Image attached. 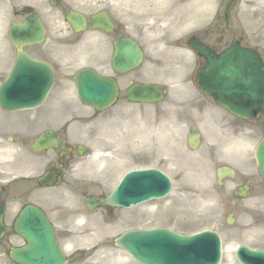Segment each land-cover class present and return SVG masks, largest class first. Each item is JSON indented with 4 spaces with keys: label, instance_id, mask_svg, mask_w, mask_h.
<instances>
[{
    "label": "rangeland",
    "instance_id": "rangeland-1",
    "mask_svg": "<svg viewBox=\"0 0 264 264\" xmlns=\"http://www.w3.org/2000/svg\"><path fill=\"white\" fill-rule=\"evenodd\" d=\"M204 1L213 0H95L98 8L104 7L110 11L114 20L122 26L124 34L135 38L142 45L146 53L142 70L119 78L122 87L121 101L94 122H91L94 119L93 112L80 107L72 93L65 91L51 93L44 106L37 110L39 117L46 121L45 125H57L68 114L78 112L79 121L72 126V132L88 147L96 142V139L91 140L89 131L105 140H114V144L109 145V156L115 161V165L108 166L111 177L104 184L106 189L117 185L123 176L125 165L139 164L159 169L173 182L172 192L166 199L124 211L121 216L125 221L118 225L100 226L97 216L90 217L91 225L95 227L92 226L91 229L94 235L84 239L88 242L103 236L111 240L131 228L165 227L183 235L216 230L228 242L223 264H237L233 254L236 246L246 244L264 247V189L255 188L250 198L242 200L241 203L237 202L236 223L232 227L227 226L226 218L232 209L219 204L224 192L215 185L214 172L211 171L212 164L209 161V158L213 159L215 152L206 145L199 151H191L186 143L188 134L196 130L191 112L186 111L188 100L195 94L191 75L196 63L197 67L202 64L196 58L195 63L186 48L188 39L193 34L204 35L205 31L215 30L212 19L208 24L205 22L218 10L217 20L220 22L217 27L223 28L224 42H230L236 34L242 35L248 45L264 51V0H236L234 8L227 12L225 4L219 0L208 2L207 5ZM71 2L80 4L79 0ZM17 6L33 7L41 12L46 8L47 2L0 0L1 81L7 77L15 58V51L8 40V29L12 22L20 19L15 17ZM208 12L210 15L206 16L205 13ZM60 26L61 35L52 30L49 43L30 49V52L37 57L51 59L58 71L57 88L70 86L72 90V77L76 71L90 66L101 68L97 58L102 57L104 64L109 53L107 47L100 44L104 39L102 34H87L82 37V45L77 46L74 52L71 51L69 55L54 61L52 56L55 47L63 43L73 45L79 41L78 38H68L65 26ZM33 54L30 53L35 58ZM93 60L96 63L92 65ZM72 61L74 65L68 64ZM104 69L111 74L109 65L104 66ZM135 82L165 86L173 92L169 95L171 99L168 98L163 106H130L124 94ZM224 118L237 131V145H233L236 151L232 157L237 158V165L244 166V174L250 176L255 173L251 158L264 135V127L256 122L234 120L226 114ZM91 163L87 157L83 166L91 170L94 166ZM242 177L237 178V185L243 179H248ZM249 179L255 184L261 182L258 172ZM99 180L104 182L105 178ZM73 232L81 236L75 229ZM121 256L127 258L119 251L106 248L82 263L73 264H135L130 258H127L128 262L122 261Z\"/></svg>",
    "mask_w": 264,
    "mask_h": 264
},
{
    "label": "water",
    "instance_id": "water-1",
    "mask_svg": "<svg viewBox=\"0 0 264 264\" xmlns=\"http://www.w3.org/2000/svg\"><path fill=\"white\" fill-rule=\"evenodd\" d=\"M105 20L111 29L107 18ZM69 22L76 30L84 23L79 16L69 17ZM42 26L34 15L24 25H17L11 30L10 39L18 50V57L11 77L0 89V107L7 111L34 109L43 103L53 88L51 68L33 61L22 50L25 45L43 42L45 31ZM114 44L113 66L116 72L124 74L143 63V53L132 40L121 39ZM189 45L207 61L205 69L198 75L199 88L237 117L258 118L264 111V65L258 54L241 49L237 39L220 56L214 55L196 38L191 39ZM75 81L84 104L98 110L110 107L117 98L116 83L99 77L91 70L81 71ZM126 94L129 101L136 103L152 104L163 98V92L152 85H134ZM49 139L48 136L44 137L45 141ZM189 142L195 148L198 136L190 137ZM255 159L264 177V140L257 149ZM170 188L168 178L160 172H134L127 175L119 188L101 204L130 207L162 198ZM32 216L39 222L36 221L34 230L29 231L32 226L27 222ZM42 218L32 210L22 213L18 230L27 241H32V245L19 251L17 257L22 264H65L62 252L55 247L52 228ZM115 245L140 264H219L221 261L220 239L211 232L185 237L165 229L129 231L117 239ZM29 252L31 254L28 256ZM237 256L243 264H264V253L240 249Z\"/></svg>",
    "mask_w": 264,
    "mask_h": 264
},
{
    "label": "flooded vegetation",
    "instance_id": "flooded-vegetation-1",
    "mask_svg": "<svg viewBox=\"0 0 264 264\" xmlns=\"http://www.w3.org/2000/svg\"><path fill=\"white\" fill-rule=\"evenodd\" d=\"M71 9V5H69L66 0H56L55 10H57V12L61 14V16L64 15L65 17V14L68 13ZM51 10L52 9H50L48 13H50ZM78 10L82 11L81 9ZM51 13L56 14L55 11H52ZM92 16L93 12H89L87 15L89 24ZM118 33H120V27L116 26L114 32L111 35L116 36ZM18 124H24V126L28 125V131L31 132V134L27 135V133L23 131V129L17 127ZM34 125L35 123L32 121H27L26 123L11 121L4 113H0V203L5 205L6 208V213L4 216L5 233L0 238V264H17L16 261L11 258V251L18 247H21L23 243H19V241L21 240L16 233L15 222L18 217V213L20 212L19 210L28 205V203L39 207L40 210H43V212L53 223L55 228L59 229L55 230L57 231V239L62 248L69 247L68 245L71 244L72 236L67 233V230L70 219L77 214V208L70 204H62L61 202L56 204L53 203L50 207L48 202L49 199H46L43 190L41 188L39 189L38 185L37 187H35L31 179H27L26 183L25 181H17L15 171L11 169H2V143L5 142L8 146L18 145L22 149L26 150L28 148L29 142H33V140H35V138L40 135V133H33L32 126ZM58 132L62 138L63 148L59 151L56 150V155L54 158H52L53 160L50 161V159H48L47 152H43L36 156L45 159L46 163L43 168L44 172L48 171L50 168L58 167L59 173L64 175L67 173V168L71 167L72 163L77 158V154L76 147H72L68 142L65 141L63 137V130H59ZM69 148L72 149L70 150L67 157L65 156L63 158H59L60 153L62 151L67 152ZM37 179H35L36 182ZM225 181H235L237 183V173L234 179H226ZM245 185L246 184H244L243 186ZM92 186H96V184L93 183ZM82 188H85V186H83ZM65 189H67L68 191H73L75 187L66 185ZM234 196L236 197V200L234 202H226V205L237 209V184L234 188ZM16 205H18V211L17 213L15 212V214H12V211ZM86 213L89 212L86 211ZM101 214L103 218H110L112 221L114 219V209L107 208L105 210H102ZM81 252L83 251H75V254L84 255Z\"/></svg>",
    "mask_w": 264,
    "mask_h": 264
}]
</instances>
